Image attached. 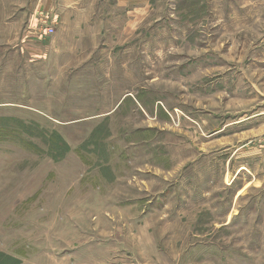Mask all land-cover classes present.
Instances as JSON below:
<instances>
[{
    "label": "rangeland",
    "instance_id": "obj_1",
    "mask_svg": "<svg viewBox=\"0 0 264 264\" xmlns=\"http://www.w3.org/2000/svg\"><path fill=\"white\" fill-rule=\"evenodd\" d=\"M47 12L0 0V263L264 264V0Z\"/></svg>",
    "mask_w": 264,
    "mask_h": 264
},
{
    "label": "crops",
    "instance_id": "obj_2",
    "mask_svg": "<svg viewBox=\"0 0 264 264\" xmlns=\"http://www.w3.org/2000/svg\"><path fill=\"white\" fill-rule=\"evenodd\" d=\"M94 1H96V0H94ZM122 1H124V0H122ZM46 3H47V7H48V12H47L48 15L52 16L56 21H59V23H61V24H64V23L66 25L79 24V23L83 24V23L93 21L92 19H88V18H85V20H82L79 18L77 19L76 17H74V15L72 13V12H74L75 8L78 7V5L84 7L86 5V0H84V1L80 0L79 3H76L73 6L71 5L72 3H70L67 0H46ZM33 12H34V10H33ZM33 12H32V14L35 15V12L34 13ZM28 14H29V12H28ZM25 17L26 16L24 15L21 18V20L22 21L26 20ZM84 28H85V24H84ZM71 31L72 30L67 31L65 34H71L70 33ZM80 33H81V35H83L85 37L88 34V30H85L84 33L81 30ZM24 37H25V42H23L21 49H22V51L26 52V61L29 62V61H32V59H35V61H36L35 66H37V67H46V65H48L50 67V70H46V71L50 72V73L55 68L60 67L59 57H60V53L62 51H64V52L68 51L69 52L67 54L68 56H70V55L74 56V54H78L80 52V50H75V49H71L72 50L71 51L70 48H65V50H59L57 48V40H56L57 38L55 36L52 37V35L50 36V37H52V38H50V40L35 39L31 35V33L29 35L25 34ZM32 39H34V40H32ZM38 50H39V52H38ZM86 53H88V52H86L85 49L82 50V54H86ZM64 55L65 54H63V56ZM69 62H70V60L68 61V63ZM28 64H30V63H28ZM26 73L32 74L33 72L26 71Z\"/></svg>",
    "mask_w": 264,
    "mask_h": 264
},
{
    "label": "built area",
    "instance_id": "obj_3",
    "mask_svg": "<svg viewBox=\"0 0 264 264\" xmlns=\"http://www.w3.org/2000/svg\"><path fill=\"white\" fill-rule=\"evenodd\" d=\"M46 36L50 37L51 35H53L55 33V30L52 26H49L48 30L45 31Z\"/></svg>",
    "mask_w": 264,
    "mask_h": 264
},
{
    "label": "trees",
    "instance_id": "obj_4",
    "mask_svg": "<svg viewBox=\"0 0 264 264\" xmlns=\"http://www.w3.org/2000/svg\"><path fill=\"white\" fill-rule=\"evenodd\" d=\"M1 257H2V256H1ZM7 258H8V257H7ZM8 260H10V259H9V258L6 259L5 262H4V260H2V262H1L0 264H2V263L5 264ZM16 262H17V261H16Z\"/></svg>",
    "mask_w": 264,
    "mask_h": 264
}]
</instances>
